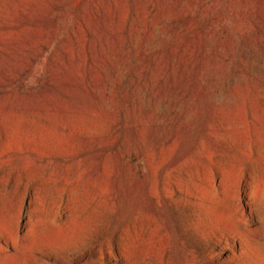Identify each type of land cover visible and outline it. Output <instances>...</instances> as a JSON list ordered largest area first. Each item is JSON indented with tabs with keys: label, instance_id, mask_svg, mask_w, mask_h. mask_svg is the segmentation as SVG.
I'll use <instances>...</instances> for the list:
<instances>
[{
	"label": "rangeland",
	"instance_id": "rangeland-1",
	"mask_svg": "<svg viewBox=\"0 0 264 264\" xmlns=\"http://www.w3.org/2000/svg\"><path fill=\"white\" fill-rule=\"evenodd\" d=\"M0 264H264V0H0Z\"/></svg>",
	"mask_w": 264,
	"mask_h": 264
}]
</instances>
